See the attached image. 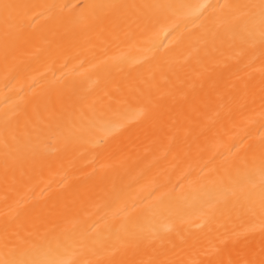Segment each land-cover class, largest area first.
<instances>
[{
  "label": "bare ground",
  "instance_id": "6f19581e",
  "mask_svg": "<svg viewBox=\"0 0 264 264\" xmlns=\"http://www.w3.org/2000/svg\"><path fill=\"white\" fill-rule=\"evenodd\" d=\"M0 264H264V0H0Z\"/></svg>",
  "mask_w": 264,
  "mask_h": 264
}]
</instances>
